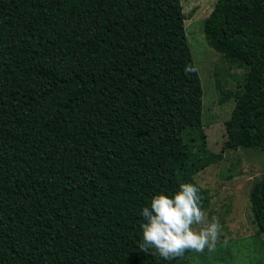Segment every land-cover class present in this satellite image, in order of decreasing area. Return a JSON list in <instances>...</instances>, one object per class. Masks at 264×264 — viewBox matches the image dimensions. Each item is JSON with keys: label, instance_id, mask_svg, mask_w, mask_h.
I'll use <instances>...</instances> for the list:
<instances>
[{"label": "trees", "instance_id": "16d2710c", "mask_svg": "<svg viewBox=\"0 0 264 264\" xmlns=\"http://www.w3.org/2000/svg\"><path fill=\"white\" fill-rule=\"evenodd\" d=\"M181 0H0V264H183L138 246L154 192L250 149L264 162V0H217L208 45L246 69L219 153ZM191 71H185V66ZM264 235V174L249 193ZM187 260V259H186Z\"/></svg>", "mask_w": 264, "mask_h": 264}, {"label": "rangeland", "instance_id": "374dc122", "mask_svg": "<svg viewBox=\"0 0 264 264\" xmlns=\"http://www.w3.org/2000/svg\"><path fill=\"white\" fill-rule=\"evenodd\" d=\"M217 0H181L187 42L203 88L202 122L207 148L219 153L226 140L224 122L230 117L233 101L219 103L220 91L237 89L248 72L230 65L204 38L203 20ZM223 159L195 176L210 197L205 222L216 217L221 225L215 246L192 249L183 264H264V235L257 234L252 221L249 193L264 174L262 156L250 149L223 152ZM187 259V260H186Z\"/></svg>", "mask_w": 264, "mask_h": 264}, {"label": "clouds", "instance_id": "9594fccd", "mask_svg": "<svg viewBox=\"0 0 264 264\" xmlns=\"http://www.w3.org/2000/svg\"><path fill=\"white\" fill-rule=\"evenodd\" d=\"M191 70L185 66L186 72ZM139 216L142 223L138 246L165 260H172L188 249L211 250L221 227L216 217L205 222L199 189L190 182L180 183L170 194L154 192L141 207Z\"/></svg>", "mask_w": 264, "mask_h": 264}]
</instances>
